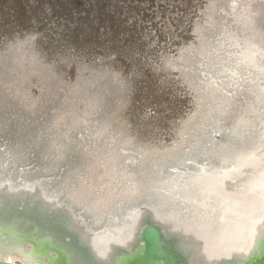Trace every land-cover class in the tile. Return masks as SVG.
Here are the masks:
<instances>
[{
	"label": "rangeland",
	"instance_id": "1",
	"mask_svg": "<svg viewBox=\"0 0 264 264\" xmlns=\"http://www.w3.org/2000/svg\"><path fill=\"white\" fill-rule=\"evenodd\" d=\"M254 2L0 0V170L106 213L155 200L194 155L218 166L212 145L246 150L264 51L235 13Z\"/></svg>",
	"mask_w": 264,
	"mask_h": 264
},
{
	"label": "bare ground",
	"instance_id": "2",
	"mask_svg": "<svg viewBox=\"0 0 264 264\" xmlns=\"http://www.w3.org/2000/svg\"><path fill=\"white\" fill-rule=\"evenodd\" d=\"M261 1L264 3V0ZM253 2L254 0H247L250 7H253ZM245 11L243 9L239 11L236 18H239L240 15L239 22L246 24L247 31H253L250 36L254 38L250 42L246 41L244 47L250 45L259 52L264 51V48L254 45L257 40L254 41L256 34H261L264 39V35H262L264 30L261 26L264 22V14L262 10L249 9L248 13L251 15L248 16L246 15L247 11ZM255 12H258L257 15ZM258 20L261 24L256 22ZM260 44L264 45L263 42ZM262 126L264 130V120ZM231 127L232 132H238L234 123ZM231 140L230 142L211 146L210 152L212 154L220 153L221 160L218 166L202 164L203 166L199 169L196 167L192 173L193 175L184 174L180 176L176 173L179 179H174L177 182L174 184V181H172L171 186H173V189L179 190V192H175V195H179V198L170 201L167 196L156 194L159 203L166 204L170 209L180 210L176 212L185 213L181 218L174 212V216H170L171 213L168 212L170 209L166 211L164 208V214H160V217L163 218L161 223L165 226L164 228H166L169 235L177 234L181 236L185 241L182 247L186 251H195L190 264H213L215 261L228 260L233 257L246 258L252 253L258 238L264 233V157L260 156L264 153V150H259L264 147V143L259 144L258 140L260 139H253L251 142L249 141L246 150H243L239 148L240 143ZM231 144H234V146H231ZM193 159L197 161L199 158L194 155ZM200 163L203 162L200 161ZM206 166H210L208 170L211 175L200 177L199 170H203ZM224 167L237 169L239 174L229 173L230 175L223 178L226 179L225 181L217 184L215 180L219 179L220 171L217 169H224ZM11 174H13L12 170H0V190L7 187V189L14 192L25 189L31 190L30 192L33 193L34 186H37L35 184L40 182L28 179L30 178L28 175H26L27 178L24 176L22 179L12 181ZM178 183H182V185ZM42 185L47 189L44 182ZM168 185L170 186L169 183ZM180 187L181 189H179ZM52 193L53 195L44 196L47 206H53L55 209L62 207V204H65L66 201L63 199L59 201L57 199L59 194L57 192ZM56 194L57 196H55ZM2 201L3 198L0 197V204ZM137 202L136 199L133 203L136 204ZM187 202H190V205ZM121 203L124 202L121 201ZM202 205L204 206L203 209L199 207ZM78 206L79 208L75 207L74 211L78 215L76 217L78 222H75V225H72L71 228L77 230L82 239L88 240L93 251L103 261H109L113 245L126 246L134 241L140 227V221L145 218V214H133L136 210L133 212L128 209L122 211V206L116 212L109 209L106 213H95L90 209L86 210L83 206ZM212 208L219 209V211L213 215L211 213ZM193 209H198V213L193 214L195 212V210L192 211ZM109 215L114 218L111 219V217H108ZM105 217L107 221H105ZM0 259L13 263L39 264L34 258L25 256L20 248L7 249L4 245H0Z\"/></svg>",
	"mask_w": 264,
	"mask_h": 264
},
{
	"label": "water",
	"instance_id": "3",
	"mask_svg": "<svg viewBox=\"0 0 264 264\" xmlns=\"http://www.w3.org/2000/svg\"><path fill=\"white\" fill-rule=\"evenodd\" d=\"M260 1L256 0V4L264 6ZM253 3L255 6V2ZM246 11V15H251L248 13L249 10L246 9ZM237 13H239L238 10L235 14L237 15ZM255 13L257 15L258 12ZM256 22L261 24L259 20ZM263 138L264 136L258 140L259 144L264 143ZM259 150L263 151L264 147ZM260 156L264 157V153ZM202 164L207 165L210 163L209 161L200 163L199 159L194 160L190 163L189 171L186 170L185 172L184 167L182 169L178 167L176 171H173V176L176 173L180 176L184 174L193 175L192 173L196 167L199 169L203 166ZM209 167L206 166L203 170L197 171L199 176L211 175L208 170ZM217 170H220L219 179L215 180L217 184L225 181L226 179L223 178L230 175L229 173L239 174L238 170L234 168L227 169V167H224V169ZM11 177L12 181H16L14 176ZM154 182L157 185L155 187L157 195L167 196L170 201L179 198V195H175V192H179V190L173 189L171 184L170 186L167 185L164 179L159 178ZM35 185L37 186L33 187V193L30 192L31 190L25 189L14 192L7 189V187L0 190V197L3 198L0 204V245H4L7 249L18 247L25 256L34 258L39 264H190L195 251H186L182 247L185 241L181 236L167 233L165 226L161 223L163 218L160 217V214H164V208L166 211L170 208L166 204L159 203L157 196H155V200H144L136 203L135 206L123 203L125 204V210L128 209L131 212L136 210L133 214H145V218L140 221L141 223L139 222L140 227L134 241L126 246L113 245L109 261H103L93 251L88 240L82 239L78 231L71 228L72 225H75V222H78L76 221L78 215L74 212L75 207L68 202L63 203L62 207H58V209L47 206L44 196L53 195V193L42 185V181ZM59 197L57 199L60 201L61 198ZM187 203L190 205V202ZM199 207L204 208L203 205ZM194 210L193 214L198 213V209L192 211ZM176 211L180 210L170 209L168 212L171 213L170 216H174L175 213L180 218L185 214ZM218 211L219 209L212 208L211 213L214 215ZM108 217L112 219L111 215ZM105 221H107L106 217ZM0 264L22 263L0 259ZM213 264H264V233L258 238L252 253L248 257H233L228 260L215 261Z\"/></svg>",
	"mask_w": 264,
	"mask_h": 264
}]
</instances>
